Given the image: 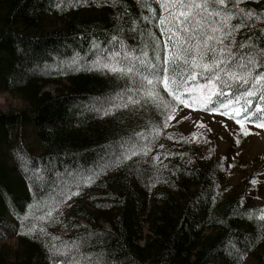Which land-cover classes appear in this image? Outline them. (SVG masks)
<instances>
[{
    "label": "trees",
    "instance_id": "1",
    "mask_svg": "<svg viewBox=\"0 0 264 264\" xmlns=\"http://www.w3.org/2000/svg\"><path fill=\"white\" fill-rule=\"evenodd\" d=\"M144 2L0 0V91L19 96L29 107L0 113V152L12 141L13 129L23 125L35 129L41 146L34 155L17 134L9 161L0 153V238L10 219L20 248L0 264H56L63 257L50 246L63 249L72 243L80 245L82 256L103 254L107 264H241L246 257L264 264L259 209L243 207L240 197H223L218 172L195 163L189 142L160 127L161 114L151 106L131 115L126 109L109 115L93 110L95 101L125 87L124 80L93 63L97 50L119 48L113 35L137 55L152 56L149 33L159 36V30L143 19L149 15ZM146 2L158 13L155 0ZM240 7L261 19L241 28L236 41L264 47V0H242ZM50 84L54 92L44 90ZM154 127L158 135L147 155L100 171L80 189L89 191L86 197L68 199L63 215L53 212L63 216L68 231L57 235V225L45 218V203L58 178L99 171L113 145ZM25 216L34 226L32 235L22 234ZM236 249L246 253L242 260Z\"/></svg>",
    "mask_w": 264,
    "mask_h": 264
},
{
    "label": "snow or ice",
    "instance_id": "2",
    "mask_svg": "<svg viewBox=\"0 0 264 264\" xmlns=\"http://www.w3.org/2000/svg\"><path fill=\"white\" fill-rule=\"evenodd\" d=\"M155 3L158 13L151 3L146 0L142 3L149 13L143 19L159 30V36L149 33L153 39L151 57L146 52L137 55L116 35L111 39L119 48L97 50L94 66L124 80L125 87L111 97L95 101L93 110L109 115L126 109L131 115L154 106L161 110L166 128L178 105L198 106L202 111L233 121L238 126L233 132L237 145L240 135L246 137L251 133L247 125L264 129V47L254 42L238 43L235 39L241 28L251 27L250 21L261 16L240 7L242 0H155ZM70 63L73 67L77 65L76 60ZM161 87L171 101L163 99ZM224 126L227 128V124ZM156 135V127L148 134L133 132L112 146V154L99 171L75 172L67 178H58L53 196L45 203L47 221L52 222L53 212L59 213L62 205L92 183L100 171L138 154L147 155ZM27 220V216L21 220L22 234L32 235L34 226L29 227ZM39 231L43 233V228ZM50 248L57 257H63L56 264H107L103 254L95 258L82 256L77 243L65 244L63 249L54 245ZM234 254L242 260L246 253L236 249Z\"/></svg>",
    "mask_w": 264,
    "mask_h": 264
},
{
    "label": "rangeland",
    "instance_id": "3",
    "mask_svg": "<svg viewBox=\"0 0 264 264\" xmlns=\"http://www.w3.org/2000/svg\"><path fill=\"white\" fill-rule=\"evenodd\" d=\"M54 89L52 84L44 88L50 92H54ZM160 92L164 100L171 101V97H168L166 92ZM28 108V104L19 96L0 91V113L28 112ZM150 108L161 114V110L157 111L154 106ZM225 124H227V128L224 126ZM247 126L251 129V133L246 137L240 135V143L237 145L233 132L238 130V126L217 113L202 111L198 106L178 105L168 127H163V117L160 122L162 129L182 135L189 142L195 163L203 168H215V172H218L217 187L222 191L223 197H240L243 207L258 208L262 217L264 216V129L255 128L253 125ZM21 127V129H13L12 141L9 142V145L6 144L5 147L1 145L0 153L6 161L10 159L9 150H14L16 147L14 141L17 134H20L24 145L32 154L39 155L41 153L35 129L29 125ZM253 180L255 183L251 182ZM81 192L74 195L73 199H82L89 193L86 190ZM71 201L68 200L62 205L59 213H54L63 215L62 213L69 208ZM56 219H59V222ZM62 219L63 216H55V219L52 220V223L57 225L54 232L60 236L68 233L64 229ZM11 222L12 220H7V224L3 228L5 237L0 238V262L2 263L11 260L16 252L20 253L18 238L9 226ZM83 224L88 226L84 221ZM103 226L108 227V224H103ZM241 264H255V262L252 258L246 257Z\"/></svg>",
    "mask_w": 264,
    "mask_h": 264
},
{
    "label": "bare ground",
    "instance_id": "4",
    "mask_svg": "<svg viewBox=\"0 0 264 264\" xmlns=\"http://www.w3.org/2000/svg\"><path fill=\"white\" fill-rule=\"evenodd\" d=\"M156 186V185H155ZM56 231V230H55ZM241 263V262H240Z\"/></svg>",
    "mask_w": 264,
    "mask_h": 264
}]
</instances>
